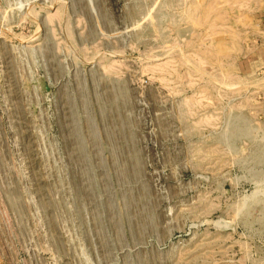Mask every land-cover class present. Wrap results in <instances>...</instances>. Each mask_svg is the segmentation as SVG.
<instances>
[{
	"label": "rangeland",
	"instance_id": "374dc122",
	"mask_svg": "<svg viewBox=\"0 0 264 264\" xmlns=\"http://www.w3.org/2000/svg\"><path fill=\"white\" fill-rule=\"evenodd\" d=\"M0 264H264V0H0Z\"/></svg>",
	"mask_w": 264,
	"mask_h": 264
}]
</instances>
